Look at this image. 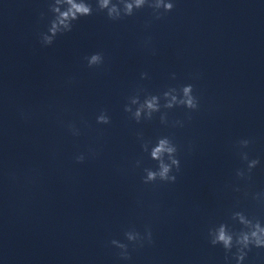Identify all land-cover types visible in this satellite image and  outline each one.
<instances>
[{
	"label": "clouds",
	"instance_id": "obj_1",
	"mask_svg": "<svg viewBox=\"0 0 264 264\" xmlns=\"http://www.w3.org/2000/svg\"><path fill=\"white\" fill-rule=\"evenodd\" d=\"M96 6L89 0H49L47 11L51 14L48 19V26L45 32L39 33V39L43 46H51L55 39L71 32L74 23L82 17L93 15L94 12H103L107 18L112 21H119L126 17L133 16L138 10L148 7L152 9V14L156 20L163 19L166 14L172 12L175 8L174 0H95ZM47 13L41 12L40 18L43 20ZM87 61V67L98 68L104 64V55L101 52L92 53L84 58ZM147 73H141V79H147ZM175 79V74H172ZM143 94V99H141ZM163 100V104L161 103ZM124 105V111L129 114L130 119L137 124L143 121H151L154 114L160 113L161 124H167V113L162 109L171 110L176 107H183L189 112L198 111L200 107L199 97L195 94L193 84H181L170 86L160 94H152L146 89L139 87L133 95L127 98ZM190 118V117H189ZM86 123V122H85ZM96 123L108 125L111 118L106 110H101L96 116ZM173 126L183 127V121L173 122ZM66 127L73 136H79L80 129L75 122H67ZM137 138L143 152L148 154L150 160L156 162L155 168H143L144 175L142 182L144 184H155L156 182L174 184L177 181V175L181 171V161L179 158V147L169 136L157 137L155 142L151 139H145L143 133H138ZM252 143L250 139H240L237 146L240 149V159L246 164V168L236 170L238 179H251L252 170L260 164L258 158H249V153L244 151ZM93 155L95 153L93 152ZM86 155L79 153L74 156L76 163H84ZM141 161H136L139 167ZM240 191L239 187L234 188ZM253 199L264 205V192L256 193ZM230 219L240 225L238 231L226 222H220L209 227L207 232L208 241L211 246H221L224 249L225 264H244L248 253L253 249H264V221L255 216H250L244 211H232ZM127 243L112 239L111 246L118 249L117 255L123 261L131 260L129 245L133 248H142L145 244L151 245L153 232L150 226H146L144 232L136 230L134 227L124 232ZM235 249V251H233Z\"/></svg>",
	"mask_w": 264,
	"mask_h": 264
}]
</instances>
